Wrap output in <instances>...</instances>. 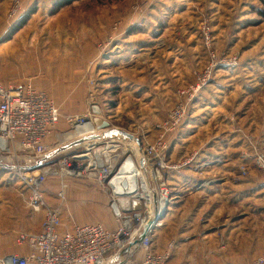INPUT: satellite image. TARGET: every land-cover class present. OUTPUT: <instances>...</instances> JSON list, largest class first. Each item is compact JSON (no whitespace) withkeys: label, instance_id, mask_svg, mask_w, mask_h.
Masks as SVG:
<instances>
[{"label":"rangeland","instance_id":"1","mask_svg":"<svg viewBox=\"0 0 264 264\" xmlns=\"http://www.w3.org/2000/svg\"><path fill=\"white\" fill-rule=\"evenodd\" d=\"M12 1L0 0L2 84H32L64 116L86 114L95 104L116 129L143 143L155 145L161 134L171 142L165 173L173 200L154 251L174 244L170 264H251L264 257L258 164L259 156L264 160V0H78L59 12V0H20L16 24L8 14ZM187 103L178 130L160 129ZM65 130L63 119L47 142L75 141ZM120 152L110 150L107 158ZM53 169L43 191L61 210L64 228L117 227L108 188L89 175L73 176L71 160ZM62 188L65 201L58 197ZM31 195L16 174L0 179V257L24 252L15 238L39 231L44 212L34 209ZM180 234L185 241H176Z\"/></svg>","mask_w":264,"mask_h":264},{"label":"built area","instance_id":"2","mask_svg":"<svg viewBox=\"0 0 264 264\" xmlns=\"http://www.w3.org/2000/svg\"><path fill=\"white\" fill-rule=\"evenodd\" d=\"M22 12L21 1L13 0L8 13L9 17L16 21ZM96 107L97 105L93 104V109L86 114L64 116L50 95L32 84L17 88L7 87L0 82V156L10 162L21 164L34 161L63 147L47 142L63 119L68 127L65 134L73 140L97 135L102 131L94 129L96 122L107 120V118ZM188 108V103L178 106L176 112L171 113L170 121L161 125L160 129L166 126L164 129L166 133L178 130L186 120ZM120 139L123 138L100 140L97 146L92 147L97 148L103 143H114L115 149L111 151H121L120 158L103 156L98 162L92 157H83L86 154H78L81 151L79 150L57 164L38 171L13 170L31 192L30 201L34 209L42 210L44 217L40 231L22 233L15 238L17 246H26L28 253L7 254L0 257V264H109L132 241L135 234L138 236L141 234L155 212L156 204L140 167L134 145L125 140L124 143ZM142 144L155 183L159 214L161 216L166 208L165 217L173 200V190L165 173L168 167L166 157L171 142L166 140L164 134H161L155 145H150L147 141ZM85 150L90 149L88 147ZM87 155L92 156V153ZM16 158H24V161L12 160ZM69 160L73 165V176L89 175L95 178L103 189H109L110 209L118 222L116 228L110 229L101 223L74 224L70 229L64 228L61 210L47 203L43 185L54 174L55 166L67 163ZM114 161L115 164L112 165ZM186 164L183 163L177 168L184 167ZM258 164L264 167V160L260 156ZM95 170L97 172L92 174ZM129 172L134 174L136 180L132 179ZM127 179L132 180L130 191H127ZM63 188L58 192V197L65 201L66 193ZM162 224L163 219H160L140 247L122 264H170L174 244L168 247V252L161 254L153 249L154 237ZM141 252L143 256L140 259ZM251 264H264V257L253 259Z\"/></svg>","mask_w":264,"mask_h":264},{"label":"water","instance_id":"3","mask_svg":"<svg viewBox=\"0 0 264 264\" xmlns=\"http://www.w3.org/2000/svg\"><path fill=\"white\" fill-rule=\"evenodd\" d=\"M98 130L102 132L98 133L97 135L75 140L72 143H69L55 150L54 152L46 156L40 157L34 161L17 164V163L10 162L6 160L4 157L0 156V169L8 170V171L20 170L22 172L38 171L48 166L57 164L59 161H61L65 157H69L71 155H74L76 152H79V150H82V149L85 150L86 148L89 147L85 143L88 141H92V140L98 142L100 140H110L114 137L122 136L127 142L129 143L134 142L135 150L139 158L140 167L149 185V189L152 193L154 202L156 204V208H155V212L153 213L150 221L147 223L145 228L142 230L141 234L133 238L132 241L122 251H120L109 263V264H122L133 252H135L140 247V245L142 244L143 240L146 238L148 233L152 229L155 228V224L160 219L164 218V213L166 212L167 209L164 208L165 212L160 216L158 205H157V194L155 190V183L152 179L151 168L146 158V154L143 149V144H142L141 139L135 136L134 134H131L125 130H119V129L112 128L111 122L107 120H102L99 123ZM126 182H127V191H130L132 187V180L127 179Z\"/></svg>","mask_w":264,"mask_h":264},{"label":"bare ground","instance_id":"4","mask_svg":"<svg viewBox=\"0 0 264 264\" xmlns=\"http://www.w3.org/2000/svg\"><path fill=\"white\" fill-rule=\"evenodd\" d=\"M100 123V120L96 122L95 126H94V129L98 130V125ZM112 128L116 129V127L112 126ZM99 131V130H98ZM119 137H122V136H119ZM124 138V137H123ZM125 139H120V141H123L124 142ZM126 141V140H125ZM125 143V142H124ZM87 146L89 147H95L97 146V142L96 141H88L85 143ZM131 145H134L135 147V143L134 142H131ZM115 149V144L114 143H108L105 145V148H98V149H94V152L92 154V156H88L87 154L83 157H92L94 161H101V158L103 156H108L109 153L107 154L108 151L110 150H114ZM13 161H16V162H22L24 161V158H16V159H12ZM129 174L132 176V179L135 178L136 180V177L134 176V174L132 172H129ZM138 234H135L133 238L137 237Z\"/></svg>","mask_w":264,"mask_h":264},{"label":"trees","instance_id":"5","mask_svg":"<svg viewBox=\"0 0 264 264\" xmlns=\"http://www.w3.org/2000/svg\"><path fill=\"white\" fill-rule=\"evenodd\" d=\"M78 0H59L56 4V7H55V11L56 12H59L61 9L65 8L66 6L68 5H71L73 4L74 2H76ZM9 175V177H11V179L13 178V174L14 172L12 171H8V170H0V179L5 176V175ZM45 192V191H43Z\"/></svg>","mask_w":264,"mask_h":264},{"label":"crops","instance_id":"6","mask_svg":"<svg viewBox=\"0 0 264 264\" xmlns=\"http://www.w3.org/2000/svg\"><path fill=\"white\" fill-rule=\"evenodd\" d=\"M14 21V20H13ZM17 23V20H16V22H15V24ZM7 34H9V32L7 33ZM6 34V35H7ZM5 35V36H6ZM5 36L4 37H1V38H5ZM0 43H1V41H0ZM3 85H5L4 83H3ZM6 86V85H5ZM66 131V130H65ZM65 131L63 132V133H61V134H63L64 136H67L66 134H65ZM1 170V169H0ZM8 175V174H7ZM10 175V174H9ZM14 175V174H13ZM4 177V176H3ZM2 177V178H3ZM1 178V179H2ZM174 208V207H173ZM164 221V220H163ZM86 224H93V223H86ZM80 225H84V224H80ZM66 229V228H65ZM39 231H40V227H39V229H38ZM67 230V229H66ZM38 232V231H37ZM184 235H182V234H180V236L178 237V238H175V239H177L176 241H185L184 240V238H182ZM177 244V245H176ZM21 249H25V251L24 252H19L20 254H22V255H25V254H27L28 253V248L26 247V246H24V247H20ZM175 251H174V253H173V255H174V259H175V257H177V255H176V253H178V250H179V244L178 243H175V249H174Z\"/></svg>","mask_w":264,"mask_h":264}]
</instances>
